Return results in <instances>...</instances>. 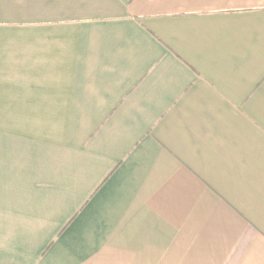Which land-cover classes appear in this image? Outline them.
Wrapping results in <instances>:
<instances>
[{"label":"crops","instance_id":"1","mask_svg":"<svg viewBox=\"0 0 264 264\" xmlns=\"http://www.w3.org/2000/svg\"><path fill=\"white\" fill-rule=\"evenodd\" d=\"M0 264H264V0H0Z\"/></svg>","mask_w":264,"mask_h":264}]
</instances>
